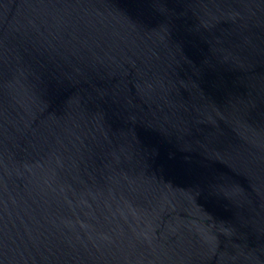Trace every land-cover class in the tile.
<instances>
[{
  "label": "water",
  "instance_id": "obj_1",
  "mask_svg": "<svg viewBox=\"0 0 264 264\" xmlns=\"http://www.w3.org/2000/svg\"><path fill=\"white\" fill-rule=\"evenodd\" d=\"M0 264H264V0H0Z\"/></svg>",
  "mask_w": 264,
  "mask_h": 264
}]
</instances>
